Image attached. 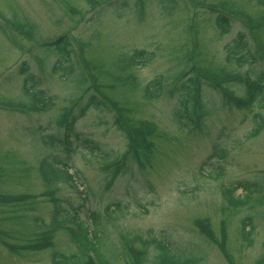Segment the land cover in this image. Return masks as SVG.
I'll return each mask as SVG.
<instances>
[{
	"label": "rangeland",
	"instance_id": "1",
	"mask_svg": "<svg viewBox=\"0 0 264 264\" xmlns=\"http://www.w3.org/2000/svg\"><path fill=\"white\" fill-rule=\"evenodd\" d=\"M108 1L0 0V21L13 27V30L6 25L0 27V103L25 105L28 98L24 87L32 84L33 90H44L53 97L50 108L41 112L26 107L23 111L0 107V194L33 195L19 206L0 204V264H51V251L67 254L73 250L63 230L54 232L52 246L41 251L22 249L14 253L1 244L21 248L32 242L37 232L55 226L51 224L53 204L48 196L40 194L45 186L38 175L39 160L49 153L40 137L62 135L55 119L59 110L68 106L69 99L78 98L81 103L95 94L91 88L85 90L77 84L78 69L66 78L59 72L51 74L54 56L46 54L37 44L64 33L84 43L86 49L82 53L88 69L104 94L128 110V124L147 121L156 127L150 138L154 147L148 161L139 164L127 158L124 170L107 186L109 171L101 168L103 163L98 156L105 153L111 160L121 155L126 149L124 133L114 124L111 108L89 107L78 112L83 115L73 125V133L81 136L80 141L73 143L76 150L65 152L56 148L51 152L76 167L87 181L91 201L88 210L84 204L77 216L87 224L88 212L100 213V221L105 223L102 236L106 239L105 252L110 257L115 250L119 253L115 264H125L120 233L132 237L134 248L143 247L135 237L142 241L154 239L171 252L187 257L191 264H227L218 249L197 233L192 221L207 218L213 233L220 237V222L227 214L219 209L227 205L221 189L237 181H255L264 186V93L262 101L254 102L251 109H243L228 103L220 87H211L192 69L211 73L220 84L224 80L222 69L252 76L251 79L264 71V55L239 68L235 63L225 65L226 45L238 33L251 41L246 17L255 18L258 7L251 0H193L214 6L215 12L228 17L229 30L220 35L213 25V15L205 8L191 5L189 0H177L174 10L166 13L156 0H145L141 17L133 8V0ZM189 23L191 27L186 31ZM258 26L264 30L262 25ZM133 50H145L152 56L147 63L129 69L135 76L131 82L120 83L115 69L117 59ZM23 63L26 73L19 75ZM182 69L184 75L177 78ZM192 75L198 87L197 109L204 113L200 131L192 126L187 131L173 121L172 112L179 107L177 90ZM112 76L114 88H110ZM155 77H162L174 92L169 94L164 89L156 97L147 98L144 88ZM133 84L136 87H127ZM226 85H230L235 98L244 94L242 84ZM262 87L264 92V82ZM73 112L77 113L75 109ZM82 139L97 147L92 151L94 158L89 157L91 153ZM58 189L54 197L59 201L55 203L68 214L70 210L74 213L71 205L79 202L75 190L63 183L58 184ZM240 193L241 190L235 192L238 196ZM115 204L119 210H113ZM103 212L109 216L115 212L114 219L104 222ZM245 216L252 221L249 246L239 233V219ZM225 219V254L235 264H257L255 261L264 256V202ZM157 251L154 245H149L142 264H155L153 256ZM258 264H264V259Z\"/></svg>",
	"mask_w": 264,
	"mask_h": 264
},
{
	"label": "trees",
	"instance_id": "2",
	"mask_svg": "<svg viewBox=\"0 0 264 264\" xmlns=\"http://www.w3.org/2000/svg\"><path fill=\"white\" fill-rule=\"evenodd\" d=\"M261 3L260 8L254 14L255 18L252 21L249 20L250 26L247 28L250 33V42L255 43L256 50H261L264 54V30H261L258 24L264 27V0H257ZM158 5L161 7V10L166 12L174 10L177 5L176 0H156ZM213 25L217 29L220 35L228 32V19L220 14L216 15L213 18ZM249 45L248 38L244 39L242 34H237L233 39L231 44L226 45L225 50V65H229L230 63H235L237 68L242 65L248 63L247 55L245 53V48ZM42 48L44 52L49 55L54 56V62L52 64L51 70L53 73H62L63 77L66 78L68 75L72 74L76 69L79 68V74L77 75V84L80 86L88 85L87 77L84 72H80V67L78 65L77 56L73 47L71 46L67 36L65 34L59 35L55 39L42 44ZM151 58V55L148 54L144 50H134L129 56H122L117 59L116 63V71L117 76H119L118 81L120 83L128 84L133 80V75L129 73H125L127 70L131 68V66L142 65L147 63ZM26 67L21 68L19 71L20 74H24ZM182 73H177V78L180 77ZM224 78H228L231 75H237L242 82L245 80L240 77L237 72L227 71L222 69L221 73ZM113 78V76H112ZM192 77L187 80V82L182 83L177 90L179 92V107L173 112V121L180 127L183 128L185 126H193L194 128L198 127L197 121L193 118V114L197 116L204 115L201 113L200 108L197 109L198 103V95L194 96L193 93L197 92V89L194 87V79ZM218 79V78H216ZM161 77L154 78L151 82H149L145 89L150 96V98H154L159 95V92L162 89L161 86ZM172 82H175L174 80ZM263 82H264V71H262L255 79L250 81V84L247 86H243L244 94L235 98L233 93L228 90L227 87H223L217 83V86L221 88L224 92V99L231 104H235L237 107L243 108L245 106H251L256 101H262L263 90ZM115 83V82H114ZM193 87H190L191 92L189 91V84ZM124 84V85H126ZM122 86V85H121ZM114 85H111L110 88H113ZM127 87H136V84L130 85ZM88 89L85 88V90ZM96 94H91L86 97L83 103L79 104L76 102V99H72L69 101L70 106L63 107L60 109V112L55 119V124L61 125L66 124L68 120L74 119L71 114V111L74 106H77L78 112H84L89 107L94 109H99L102 107L111 108L114 111V124L118 126L124 133V136L127 140V146L125 151L116 156L113 160H111L107 167L103 168V170H108V180L106 185L108 186L115 177L121 173L124 169V163H126L127 158L136 161L139 164H144L148 161L149 157L153 152V142L150 138L154 135L156 127L153 123L143 121L138 123L137 125H129L126 119V114L128 110L122 107L115 100L113 101L109 96L104 94V90L96 86L95 87ZM29 96L28 103L20 104L19 107L24 110H33V111H44L48 110L51 106V100L53 97L47 96V92L39 90L35 92L26 91ZM234 102V103H233ZM189 104V106L187 105ZM198 112H197V111ZM197 112V113H196ZM253 134H257V129L253 131ZM76 136V135H75ZM42 143L47 148H54L55 146H59L61 142L60 138L54 139L52 136L48 137H40ZM54 139V140H53ZM82 142L86 145V149H88V153L92 154V151L97 148L95 145L92 146L86 140L82 139ZM108 157L105 153H103L100 157L101 161H108ZM48 158H43L39 162L38 166V175L41 179L45 189L40 193L41 196H48L50 198V202L55 206V203L59 201L58 198L54 197L55 193L59 190L58 184L65 183L67 184L73 176L68 173V166L66 163H62L58 160L53 159L51 163V168H47V165L50 163L47 162ZM56 184V187L51 188V184ZM263 183H256L255 181L250 182H241L237 181L234 184L227 185L223 189H221L220 193L227 205L220 206L219 209L221 212L226 211V215L224 220H221V228H220V237L216 238L212 231V227L207 218H197L192 221V225L196 229L197 233L202 236V238L208 242L216 245L218 249L222 252L224 250V244L226 241V232L225 227L227 225L226 219L228 216H232L239 210L252 208L255 205L258 206L264 202V198L261 200V196L264 192ZM233 185V186H232ZM231 186V187H230ZM237 190H241V193L238 195L235 194ZM81 192H79L80 197ZM79 203L71 205V208L75 211L83 207V202H85V197L83 199L79 198ZM33 198V195L30 194H0V204H12L13 206H19V204L25 203L28 199ZM73 206V207H72ZM61 208V207H60ZM109 208V207H108ZM118 205L115 204L113 210H119ZM67 213L65 208H61V211L58 213L57 210H52L51 215V223L55 226H48L41 232H37L33 236L32 242L26 243L23 247L18 248L17 246H6L10 251L17 252L19 249L23 250H40L45 248H50L52 246L51 239L54 232L62 230L60 228V224H64V222H70L71 224H75L77 230L73 232L68 229L65 230L66 236L69 238L72 244L75 245V249L68 251L67 254L51 251V262L52 264H115V261L118 258V252L115 250L113 257H110V253L105 252V240H103L102 236H105V224L100 221V218L97 213L91 211L88 212V225H91V228L87 226V224L81 220L77 213ZM111 217V216H109ZM34 222H37V218H34ZM251 220L249 217L245 216L239 219V233L241 236H244V240H248V236L251 235L252 227L250 226ZM247 227H251V229H247ZM121 240V254L124 258L125 264H142L143 256L147 252V247L149 245H154V247L158 250L157 253L153 256V261L155 264H180L182 261H189L187 257H183L179 254L173 253L170 249L163 243L152 240H141L140 237H135L134 239L140 243H142L143 247L132 248V237H128L125 234L119 235ZM250 241L248 242V244ZM99 246L101 248H99ZM91 255L94 256L91 257ZM181 256V257H180ZM264 256L260 257L257 260V264L259 261H262ZM190 262V261H189Z\"/></svg>",
	"mask_w": 264,
	"mask_h": 264
}]
</instances>
